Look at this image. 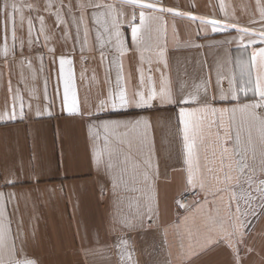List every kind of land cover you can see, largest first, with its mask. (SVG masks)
I'll use <instances>...</instances> for the list:
<instances>
[{"label": "crops", "instance_id": "1", "mask_svg": "<svg viewBox=\"0 0 264 264\" xmlns=\"http://www.w3.org/2000/svg\"><path fill=\"white\" fill-rule=\"evenodd\" d=\"M12 2L20 9L15 13V41L9 18ZM91 2L110 4L114 10L88 7L81 21L79 4L89 0H0V114L12 112L14 97H22L24 104L22 116L17 98L16 119L0 120V192L5 197L6 222L10 221L13 235L18 237L17 247L22 240V254L36 264H237L233 248L226 243L206 247L210 237L223 236L220 222L230 216L228 194L223 195V203L216 198L214 203L204 204V193L196 188L203 207L180 212L175 208L178 195L191 189L186 188L188 165L183 126L178 120L179 110L185 105L161 107L157 103L150 108L112 109L109 103L101 109L100 102L108 99L109 92L118 91V75L123 77L120 85L131 96L140 87V69L146 82L151 76L157 87L163 73L177 97L195 92L196 85L207 81L211 82L209 94L218 97L217 76L223 78L221 87L226 91L231 76L239 87L237 61L250 65L252 52L264 47L259 35L264 31L260 16L264 0H162L165 7L236 24L250 32L241 41L233 28L212 32L198 20L155 12L151 15L162 16V20L147 21L138 44H133L129 27L134 12L137 19L133 23L139 25L138 7L121 0ZM5 3L9 4L7 9ZM114 17L120 24L122 48L112 26ZM165 26L166 36L162 31ZM250 39L256 43L250 44ZM158 45L165 49L167 66L157 54ZM61 56L72 61L65 65L64 75L72 73L79 108L76 114H69L64 102ZM200 94L203 96V89ZM258 99L252 92L240 94L242 103ZM214 106L231 108L236 102L217 99ZM137 120L148 121L150 126L133 127ZM105 122L129 127L105 132ZM236 122L242 125V138L246 139L243 114H236ZM223 131L220 129L222 146L231 149L233 141H225ZM209 143L199 149L201 164L205 157L213 158ZM97 151L101 153L99 164L94 159ZM248 163L257 167L253 188L249 189L247 183L233 187L241 207L249 213L242 217L247 227L242 236L237 232L233 247L239 249V264H264V201L255 191L259 180L264 179V172L259 171V150L257 160L249 159ZM213 167H218V150ZM145 172L147 181L143 179ZM13 174L17 182L8 185L6 180ZM218 174L205 170L207 191L223 187L213 178ZM249 191L255 197L251 207L244 204ZM149 202L155 212L151 219L145 214ZM210 209L215 223L209 218ZM235 223L239 227L240 220Z\"/></svg>", "mask_w": 264, "mask_h": 264}, {"label": "snow or ice", "instance_id": "2", "mask_svg": "<svg viewBox=\"0 0 264 264\" xmlns=\"http://www.w3.org/2000/svg\"><path fill=\"white\" fill-rule=\"evenodd\" d=\"M123 4H130L134 7L140 9L138 14L139 25L133 23L137 19V14L134 12L132 15V21L129 22V27L131 30V38L133 44H138L142 41L140 35L141 29L145 26L146 22L149 20H162V16H154L151 13H161V14H172L175 16L187 17L192 21H199V24L204 28H211L212 32L225 31L229 28L235 29L240 34V39L243 41L244 35L250 32L247 28L238 27L236 24H229L226 22H221L217 19H206L191 15L190 13H184L177 11L172 8L164 7L162 0H121ZM259 3V0H258ZM5 9L9 7L8 3L3 6ZM29 9L32 5H28ZM51 7V5H49ZM88 7L101 8L105 7L109 10H114L113 6L110 4L102 5L100 3H80L79 8L81 10L80 20H84V10ZM12 13L9 14V18L12 22V38L16 40V19L15 13L20 11L15 2L11 3ZM96 18V22L100 23L99 17L96 13L92 14ZM100 13V16H103ZM261 19L264 20V7L260 9ZM23 16H21V23H23ZM41 23H43V18L41 17ZM57 20L61 21L59 14H57ZM255 23V21H252ZM29 25V36H31L32 31V21H28ZM112 26L115 28V35L118 42L123 47V40L121 39L120 24L114 17L112 20ZM42 30V29H41ZM105 32H108V28L105 24ZM161 30H158V32ZM163 34L166 36V26L163 28ZM262 39L260 43H264V31L259 34ZM85 37H87V29L85 28ZM97 38H100V34L97 33ZM160 36L156 37L157 41L160 40ZM5 41L7 36L4 37ZM29 45L32 44V40L29 39ZM250 44L256 43L255 39L249 40ZM21 47H23L21 45ZM158 47H160L158 45ZM49 51H54V49H49ZM123 55V51H121ZM158 56L163 60L165 66H167V61L164 60L165 49L160 47L158 51ZM3 55L6 58L8 56V47L5 43L3 49ZM103 56V54H102ZM143 60V57H141ZM240 67V86L237 87L235 83V76L228 77L229 88L226 91L222 85V77L217 76L216 86L219 90V96L215 94H209L210 81L202 82L195 86V92H189L187 95L175 96L170 85V81L166 79L161 73V80L159 87L155 80L151 76L148 77L146 82L143 69H140L139 85L140 87L133 91L132 95L129 96L128 91L125 87L120 85V81L123 79L122 76L117 77V88L118 91L113 94L109 92L107 100H102L100 102V107L103 109L109 103L112 109L126 108L129 106H135L138 108L143 107H153L154 104H159L161 107L173 104H183L178 114L179 123L182 127L184 149L186 152L185 163L188 165V175L186 180V188L196 189L199 188L200 192L204 193V204L214 203L216 198H220L221 203H223V195L228 194V207L230 216L227 221L220 222V228L223 232V236L219 239H212L211 237L206 242V247L216 246L218 244L226 243L228 247L233 248L234 256L236 258L237 264H239V249L233 247V239L237 232L243 235V229L247 227L244 219L242 217H247L249 213L241 207L240 198L237 197L236 192L233 187H239L242 183H247L248 188L252 189L254 185L253 176L257 172V167L255 163L250 165L248 160L251 159L253 162L257 160V151L259 150V171L264 172V47H260L251 54L250 65L249 63L239 60L237 61ZM71 65L72 61L70 59H65L63 56L59 59L61 76L64 78V102L67 105V111L69 114H76L79 111L78 108V98L74 90V85L72 82V73L69 72L67 76L64 75L65 65ZM253 70L255 72L253 78ZM151 71V68H149ZM203 89V96H201L200 91ZM11 90V89H10ZM252 92L255 97L259 99L254 103H242L240 101V94L243 93L245 96ZM20 99V114L23 115V99L22 97H14L13 110L11 113L5 112L0 114V120H4L5 117L8 119H16L15 111V100ZM219 99L220 101H227L231 99L236 102V106L228 108H218L215 107V103ZM195 105V106H193ZM260 109L261 111H257ZM243 114L244 123L246 128V139L242 138V125L237 124L236 114ZM82 114V113H81ZM227 118V120H226ZM143 124L145 128L149 127L148 121H135L132 126L137 127ZM105 132L109 129H116L120 127L128 128L129 124H119L117 122H105L102 125ZM220 129H223V139L225 141H233V147L229 149L228 147L222 146V137ZM233 129H235L234 136L232 135ZM253 131H255L256 136L254 137ZM97 138L99 136L97 135ZM105 142L107 144L108 138L105 136ZM206 142L209 143V147L212 148V159L205 157L204 163L201 164V158L199 154V149ZM217 150H218V167H213L217 164ZM111 153H109L110 155ZM100 152L94 153V159L97 164L100 163ZM110 169L112 167L111 163L107 165ZM205 170L209 173L218 172L213 178L218 184H223L222 188H217L214 192H209L206 189V182L204 179ZM246 170L247 173L246 174ZM235 172L236 175L233 176L232 173ZM148 173L143 174V179L148 180ZM38 180V178H37ZM17 182L15 174H13L12 179L6 180L8 185H12ZM116 183L113 181V188L115 189ZM255 191L260 194V199L264 201V179H260L258 186L255 187ZM212 196L213 200L209 201L208 197ZM251 195V191L247 193L246 198H244V204L251 207V200L254 199ZM4 193L0 192V264H36V261L28 258L26 254L23 253V241L21 240L20 247H17L16 240L18 237L13 235L12 229L10 227V221L6 222L5 217V204H4ZM235 202V214H232V204ZM177 205L180 208L189 210L191 207H203L200 202L199 196L193 201L192 205H186L181 201L177 200ZM264 206V204H262ZM211 209L209 210V218L215 223V217L211 215ZM145 214L148 219H151L155 214L151 202L148 203L145 209ZM253 215L255 213H252ZM240 220L239 227H237L235 221ZM228 227L232 228V231H228ZM240 241H237L239 243ZM204 249H202L203 251Z\"/></svg>", "mask_w": 264, "mask_h": 264}, {"label": "built area", "instance_id": "3", "mask_svg": "<svg viewBox=\"0 0 264 264\" xmlns=\"http://www.w3.org/2000/svg\"><path fill=\"white\" fill-rule=\"evenodd\" d=\"M198 196L199 193L197 189H188L179 195L178 200L187 205L190 199H195ZM175 206L177 209L183 210V208L178 207L177 203Z\"/></svg>", "mask_w": 264, "mask_h": 264}, {"label": "rangeland", "instance_id": "4", "mask_svg": "<svg viewBox=\"0 0 264 264\" xmlns=\"http://www.w3.org/2000/svg\"><path fill=\"white\" fill-rule=\"evenodd\" d=\"M179 195H180V194H179ZM179 195H178V197H179ZM178 197L175 199V204H176V202H177V200H178ZM175 208H176V206H175ZM176 210H177L178 212L182 211V210H179V209H177V208H176Z\"/></svg>", "mask_w": 264, "mask_h": 264}, {"label": "water", "instance_id": "5", "mask_svg": "<svg viewBox=\"0 0 264 264\" xmlns=\"http://www.w3.org/2000/svg\"><path fill=\"white\" fill-rule=\"evenodd\" d=\"M150 2V1H149ZM165 7V6H164ZM167 8H169V7H167Z\"/></svg>", "mask_w": 264, "mask_h": 264}]
</instances>
